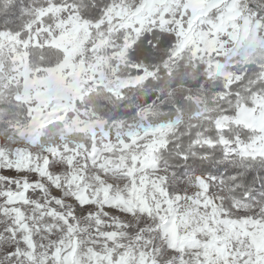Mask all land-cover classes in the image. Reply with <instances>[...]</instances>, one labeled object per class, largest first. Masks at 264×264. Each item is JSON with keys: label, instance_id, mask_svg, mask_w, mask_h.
I'll return each mask as SVG.
<instances>
[{"label": "snow or ice", "instance_id": "obj_1", "mask_svg": "<svg viewBox=\"0 0 264 264\" xmlns=\"http://www.w3.org/2000/svg\"><path fill=\"white\" fill-rule=\"evenodd\" d=\"M0 264H264V0H0Z\"/></svg>", "mask_w": 264, "mask_h": 264}]
</instances>
